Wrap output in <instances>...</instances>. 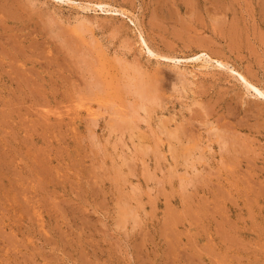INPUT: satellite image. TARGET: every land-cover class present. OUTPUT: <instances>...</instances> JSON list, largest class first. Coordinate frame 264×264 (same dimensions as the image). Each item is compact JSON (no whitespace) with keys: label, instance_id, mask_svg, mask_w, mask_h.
<instances>
[{"label":"rangeland","instance_id":"1","mask_svg":"<svg viewBox=\"0 0 264 264\" xmlns=\"http://www.w3.org/2000/svg\"><path fill=\"white\" fill-rule=\"evenodd\" d=\"M239 74L264 91V0H0V264H264Z\"/></svg>","mask_w":264,"mask_h":264},{"label":"bare ground","instance_id":"2","mask_svg":"<svg viewBox=\"0 0 264 264\" xmlns=\"http://www.w3.org/2000/svg\"><path fill=\"white\" fill-rule=\"evenodd\" d=\"M60 1H62V0H60ZM98 6L99 7H101L102 6V4L101 3H99L98 4ZM195 16V15H194ZM198 16V15H197ZM195 18V17H194ZM197 18V17H196ZM181 19V18H180ZM186 20H188V19H186ZM199 20V19H198ZM183 23V22H182ZM182 25H184V23L182 24ZM148 49V48H147ZM149 52H151L150 50H149ZM209 56V55H208ZM201 57H202V55H201ZM208 58H210V59H212L210 56L208 57ZM198 59H199V57H198ZM197 60V59H196ZM205 60V59H204ZM216 62L217 63H219V65H225V63H223V61H219V60H216ZM139 72V71H138ZM136 73H137V71H136ZM140 73V72H139ZM94 74L96 75V73L94 72ZM141 75V74H140ZM147 75V74H146ZM97 76V75H96ZM148 76V75H147ZM239 76H240V78L244 81V83L246 84V86L250 89H252L255 93H257V94H259V96H261V97H263L264 98V91H262V90H260L259 88H257L255 85H253L246 77H244L242 74H239ZM161 77V76H160ZM163 77V76H162ZM134 78V77H133ZM136 79L137 78H139V77H135ZM144 79V77H141V79ZM154 78V77H153ZM152 78V79H153ZM99 79V78H98ZM137 80H139V79H137ZM150 80V79H149ZM160 80V78H158V81ZM143 81V80H142ZM161 82H159V83H162V78H161V80H160ZM151 81H149V83L147 82V83H141V80H140V83H137V81H136V83L134 82V84H136L135 85V93L136 94H139V96L141 95V97L143 96V97H146V95L147 94H149L150 92L149 91H151L150 89L152 88V89H155V88H153V83L151 84L150 83ZM182 82V81H181ZM158 83V84H159ZM163 83H165V82H163ZM162 83V84H163ZM133 84V83H132ZM133 84V85H134ZM161 85V84H160ZM102 86V85H101ZM162 87H163V85H161ZM93 87V86H92ZM91 87V88H92ZM160 87V86H159ZM162 87H161V90H162ZM98 88V87H97ZM96 88V89H97ZM165 88H163V90H164ZM169 89V88H168ZM93 90V89H92ZM160 90V89H159ZM162 90V91H163ZM165 91V90H164ZM138 92V93H137ZM152 92V91H151ZM151 94V93H150ZM153 94V93H152ZM164 94V93H163ZM154 95V94H153ZM153 95L151 96L150 95V99H151V97L154 99L155 98V96L153 97ZM149 96V95H148ZM159 97V96H158ZM164 97V96H163ZM139 98V97H138ZM146 98H148V97H146ZM146 98H144L145 100H146ZM160 98V97H159ZM149 99V98H148ZM147 99V100H148ZM152 99V100H153ZM163 99V98H162ZM139 101H140V99H139ZM154 102V101H153ZM254 107V106H253ZM255 107H256V104H255ZM260 109V108H259ZM258 110V109H257ZM262 111V110H261ZM151 112V111H150ZM97 116V115H96ZM129 119V118H128ZM183 119V118H182ZM126 120V119H125ZM183 121V120H182ZM185 121H186V119H185ZM175 122V121H174ZM181 122V121H180ZM179 122V123H180ZM188 122H190V121H188ZM192 122V121H191ZM127 123V122H126ZM129 123V122H128ZM125 124V123H124ZM126 126H128L127 124H125ZM210 125V124H209ZM117 126V125H116ZM123 126V125H122ZM130 126V125H129ZM178 126V125H177ZM180 126H182V125H180ZM179 126V127H180ZM231 126H233V125H231ZM230 126V127H231ZM164 127V126H163ZM183 127V126H182ZM162 128V127H161ZM176 128V127H175ZM165 128H163V130H164ZM188 129V128H187ZM226 129H227V127H226ZM233 129V128H232ZM166 130V129H165ZM169 130V129H168ZM209 130V129H208ZM224 130V129H223ZM229 130V129H228ZM178 131V130H177ZM232 131V130H231ZM169 132V131H168ZM220 132H222V131H220ZM224 132V131H223ZM177 133V132H176ZM190 133V132H189ZM229 133V132H228ZM232 133V132H231ZM234 133V132H233ZM161 134H163V132L161 133ZM160 134V135H161ZM169 134V133H168ZM215 134V133H214ZM224 134V133H223ZM234 134H236V133H234ZM234 134H232L233 136H234ZM164 135H165V133H164ZM163 135V136H164ZM170 135V134H169ZM172 135V134H171ZM170 135V136H171ZM185 135V134H184ZM190 135H191V133H190ZM226 135H227V132H226ZM237 135V134H236ZM159 136V135H158ZM165 137V136H164ZM169 136H167V138H168ZM177 137V136H176ZM228 137V136H227ZM236 137V136H235ZM172 138V137H171ZM224 138V137H223ZM226 138V137H225ZM229 138V137H228ZM161 139V138H160ZM170 139V138H169ZM179 139V138H178ZM236 139H238V136H237V138ZM209 140V139H208ZM225 140V139H224ZM232 140V139H231ZM235 140V139H234ZM241 140V142H242V139H240ZM239 140V141H240ZM162 141V140H161ZM186 141V140H185ZM189 141V140H188ZM239 141H237L236 140V142H239ZM244 141V140H243ZM246 141V140H245ZM168 142V141H167ZM170 142V141H169ZM178 142V141H177ZM219 142V141H218ZM229 142V141H228ZM173 143H176V142H173ZM183 143V142H182ZM245 143V142H244ZM248 143V142H247ZM218 144V143H217ZM216 144V145H217ZM240 144V143H239ZM173 145V144H172ZM221 145V144H220ZM227 145H229L228 143H227ZM237 145V144H236ZM240 145H242V144H240ZM243 145H245V144H243ZM248 145V144H247ZM166 146L168 147V145L166 144ZM206 146V145H205ZM230 146V145H229ZM238 146V145H237ZM209 147V146H208ZM219 147V146H218ZM224 147V146H223ZM247 147V146H246ZM171 148V147H170ZM177 148V147H176ZM199 148V147H198ZM222 148V147H221ZM220 149V148H219ZM224 149V148H223ZM241 149H245V147H241ZM249 149V148H248ZM168 151H169V149H167ZM234 150V149H233ZM232 150V151H233ZM246 150H247V148H246ZM172 151V150H171ZM175 151V150H174ZM248 151V153H249V150H247ZM188 152H189V150H188ZM198 152V151H197ZM206 152V151H205ZM223 152V151H222ZM239 152H240V146H239ZM186 153V152H185ZM199 153H200V151H199ZM228 153V152H227ZM230 153V152H229ZM242 153V152H241ZM243 153H244V151H243ZM246 153V152H245ZM240 154V153H239ZM181 155V154H180ZM189 155H192L191 153L189 154ZM200 155V154H199ZM233 155H234V153H233ZM237 155V154H236ZM244 155V154H243ZM248 155V154H247ZM174 156V155H173ZM228 156V155H227ZM232 156V155H231ZM238 156H240V155H238ZM237 156V157H238ZM245 156V155H244ZM235 159H237V158H235ZM231 161V160H230ZM233 162H234V160H233ZM232 164V163H231ZM195 167V166H194Z\"/></svg>","mask_w":264,"mask_h":264}]
</instances>
